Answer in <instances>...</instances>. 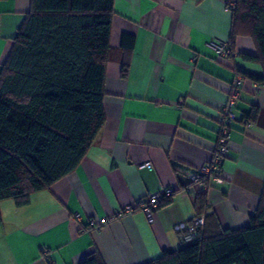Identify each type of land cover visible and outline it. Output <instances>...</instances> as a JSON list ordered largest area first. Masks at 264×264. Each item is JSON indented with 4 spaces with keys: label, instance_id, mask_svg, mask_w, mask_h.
Masks as SVG:
<instances>
[{
    "label": "crops",
    "instance_id": "obj_1",
    "mask_svg": "<svg viewBox=\"0 0 264 264\" xmlns=\"http://www.w3.org/2000/svg\"><path fill=\"white\" fill-rule=\"evenodd\" d=\"M225 2L114 0L105 124L71 174L32 194L24 207L0 202V264H79L94 252L103 264H148L181 247L174 227L202 212L203 196L222 229L248 225L264 193V85L242 79L222 180H189L212 160L235 77L264 75L261 65L242 58L256 55L248 36L235 39L228 58L209 48L230 38ZM29 10L30 0H0V71ZM126 36L133 39L129 50L122 47ZM253 108L257 118L247 127ZM147 162L151 169L142 167ZM163 187L174 194L152 224L139 210L117 216ZM104 217L101 228L86 226Z\"/></svg>",
    "mask_w": 264,
    "mask_h": 264
},
{
    "label": "trees",
    "instance_id": "obj_2",
    "mask_svg": "<svg viewBox=\"0 0 264 264\" xmlns=\"http://www.w3.org/2000/svg\"><path fill=\"white\" fill-rule=\"evenodd\" d=\"M113 8L114 0H30L0 71V202L24 207L32 194L71 174L104 126ZM232 18L230 51L238 36H248L256 55L242 58L264 69V0H237ZM123 39L129 50L133 39ZM127 67L124 62L123 77ZM242 79L264 85V75ZM257 113L253 108L246 122ZM197 203L204 216L197 240L148 264H264V193L248 225L238 230L222 229L205 211L204 196ZM79 264L103 262L94 252Z\"/></svg>",
    "mask_w": 264,
    "mask_h": 264
},
{
    "label": "built area",
    "instance_id": "obj_3",
    "mask_svg": "<svg viewBox=\"0 0 264 264\" xmlns=\"http://www.w3.org/2000/svg\"><path fill=\"white\" fill-rule=\"evenodd\" d=\"M237 0H226L225 11L232 13L235 9ZM209 48L218 57L228 58L233 55L230 51L227 43L225 42H211L208 44ZM241 84L242 77L236 76L231 84L228 98L221 110V116L217 120L219 126V137L216 142L215 149L213 151V157L211 162L202 167L196 172L189 174V180L192 184H202L205 180L209 181H221L222 180V164L226 158L230 142H231V126L233 123L238 121V117L235 112L236 103L240 100L241 96ZM246 126L249 127L251 123L245 122ZM142 167L151 169L152 166L149 162L145 163ZM174 194V189L159 188L156 191L148 192L136 201L133 205H128L122 210L117 212V216L122 214H130L135 210L141 211L147 222L152 224L154 222V215L159 210L160 203L171 197ZM74 220L81 223L82 217L79 214H74ZM108 222V218L104 217L101 219L90 218L87 220V227L93 229H99ZM204 225V216L197 214L188 223H179L174 227V230L178 233L181 246H184L190 242L197 240V234Z\"/></svg>",
    "mask_w": 264,
    "mask_h": 264
}]
</instances>
